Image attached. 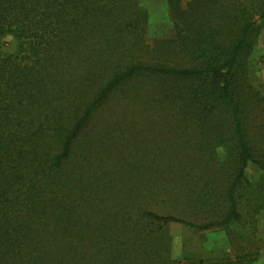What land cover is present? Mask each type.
<instances>
[{
    "label": "trees",
    "instance_id": "obj_1",
    "mask_svg": "<svg viewBox=\"0 0 264 264\" xmlns=\"http://www.w3.org/2000/svg\"><path fill=\"white\" fill-rule=\"evenodd\" d=\"M168 7L148 39L140 0H0V264L257 263L174 258L170 228L240 222L264 174V0Z\"/></svg>",
    "mask_w": 264,
    "mask_h": 264
},
{
    "label": "rangeland",
    "instance_id": "obj_2",
    "mask_svg": "<svg viewBox=\"0 0 264 264\" xmlns=\"http://www.w3.org/2000/svg\"><path fill=\"white\" fill-rule=\"evenodd\" d=\"M140 6L149 13L148 39H161L172 35L173 21L168 0H140ZM1 45L5 55H15L18 51V41L12 35L5 36ZM249 71L252 86L264 95V28L251 57ZM245 177L244 188L240 192L241 221L207 232L173 225L170 232L174 258H222L257 252L259 259L256 264H264V174L256 165L250 163Z\"/></svg>",
    "mask_w": 264,
    "mask_h": 264
}]
</instances>
